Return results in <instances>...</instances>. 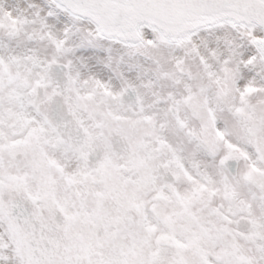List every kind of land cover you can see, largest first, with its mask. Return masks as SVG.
<instances>
[{"label": "snow or ice", "instance_id": "6c2138e0", "mask_svg": "<svg viewBox=\"0 0 264 264\" xmlns=\"http://www.w3.org/2000/svg\"><path fill=\"white\" fill-rule=\"evenodd\" d=\"M0 264H264V0H0Z\"/></svg>", "mask_w": 264, "mask_h": 264}]
</instances>
